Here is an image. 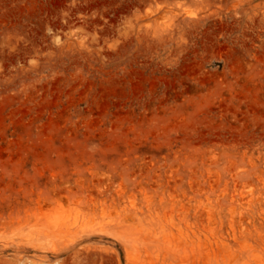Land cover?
Returning a JSON list of instances; mask_svg holds the SVG:
<instances>
[{"label":"rangeland","instance_id":"rangeland-1","mask_svg":"<svg viewBox=\"0 0 264 264\" xmlns=\"http://www.w3.org/2000/svg\"><path fill=\"white\" fill-rule=\"evenodd\" d=\"M0 264H264V0H0Z\"/></svg>","mask_w":264,"mask_h":264}]
</instances>
